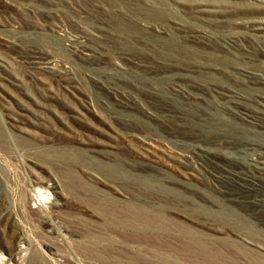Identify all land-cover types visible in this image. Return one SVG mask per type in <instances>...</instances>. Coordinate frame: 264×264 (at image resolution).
<instances>
[{"label": "rangeland", "instance_id": "1", "mask_svg": "<svg viewBox=\"0 0 264 264\" xmlns=\"http://www.w3.org/2000/svg\"><path fill=\"white\" fill-rule=\"evenodd\" d=\"M263 74L264 0H0V264H264L252 250L217 260L185 250L240 239L216 217L264 235V204L247 197L264 184L252 191L224 179L216 188L180 175L177 158L252 169L259 150L245 145L264 148V110L255 127L210 87L260 109ZM177 84L207 98L175 94ZM132 212L168 230H145Z\"/></svg>", "mask_w": 264, "mask_h": 264}, {"label": "bare ground", "instance_id": "2", "mask_svg": "<svg viewBox=\"0 0 264 264\" xmlns=\"http://www.w3.org/2000/svg\"><path fill=\"white\" fill-rule=\"evenodd\" d=\"M181 28V27H180ZM187 34V33H186ZM80 35H82V34H79V36ZM188 35V34H187ZM189 38V37H188ZM76 39V38H75ZM77 39H79V38H77ZM81 40H82V38H81ZM190 40V39H189ZM77 41V40H76ZM233 41V40H232ZM231 41V42H232ZM235 41V40H234ZM82 42V41H81ZM237 43V42H236ZM84 48V47H83ZM84 50V49H83ZM187 58V57H186ZM180 60H181V58H180ZM176 62H179V61H176ZM198 63V62H197ZM203 64V63H202ZM205 64V63H204ZM200 65V64H199ZM209 65V64H208ZM50 66V65H49ZM204 66V65H203ZM203 66H201V67H203ZM41 67V66H40ZM148 67V66H147ZM182 67V66H181ZM209 67V66H208ZM43 68H44V66H43ZM199 68H200V66H199ZM216 68V67H215ZM214 68V69H215ZM239 68H241V67H239ZM190 69V68H189ZM218 69V68H217ZM49 70V69H48ZM51 70H52V68H51ZM168 70V69H167ZM192 70H193V67H192ZM204 70V69H203ZM200 71V70H199ZM202 71V70H201ZM240 72H241V70H240ZM254 72H253V70H252V72L251 71H249V69L247 70V69H244V71H243V74H245V75H247V76H249V75H251V74H253ZM258 73V72H257ZM242 74V73H241ZM255 74V73H254ZM244 75V76H245ZM264 75V74H263ZM262 75V76H263ZM180 76V75H179ZM256 76V75H255ZM260 76V75H259ZM258 77H256V79H257ZM260 78V77H259ZM263 78H264V76H263ZM254 79V78H253ZM177 80H178V78H177ZM184 80L185 79H183L182 81L184 82ZM255 80V79H254ZM187 81V80H186ZM257 81V80H256ZM259 81V80H258ZM178 82V81H177ZM180 83H181V81H179ZM212 82V81H211ZM215 82V81H214ZM172 83V82H171ZM174 83V82H173ZM175 84V83H174ZM185 84V83H184ZM183 84V85H184ZM197 84V83H196ZM216 84V83H215ZM172 85V84H171ZM190 85V84H189ZM189 85L187 86V89L186 88H184V87H182L181 85L179 86V84H177V85H174V86H172L171 87V91L174 93L175 92V94L176 93H182L183 95L185 94V96H187V98H189L190 100L192 99V101H196V102H200V101H204L203 99H205V98H207V96L205 97V98H203V93L201 94V88H200V92L198 91V90H196L197 92H194V90H191L190 88H189ZM202 85V84H201ZM217 85H221V83L219 84V83H217ZM168 86V85H167ZM186 86V85H185ZM192 86V85H191ZM195 86V85H194ZM214 86V87H213ZM193 87V86H192ZM223 87V85H221L219 88L221 89H218L217 88V86H215V85H212L210 88H213L214 89V91L216 90L217 92H219L221 95H223L222 97L223 98H226V99H228L230 102V105L229 106H226L225 104V106L226 107H228L229 108V110L232 112V114L233 113H239L238 114V116L241 114V116H243V117H246L245 118V120L246 119H248L253 125H255V127H257V126H259V127H261L260 126V120L262 119V110H264L263 108H262V105L260 106V109H258L257 107V109H252V108H250L251 106H246V104H244V101H243V103L240 101L241 99L240 98H242L240 95H239V93L237 94H235V92H237V91H235L234 93H233V91H231V90H228V88L227 89H225L224 87ZM225 87H226V85H225ZM193 89V88H192ZM196 89V88H195ZM198 89H199V87H198ZM203 89H204V87H203ZM223 89V90H222ZM235 90V89H234ZM212 92H213V90H212ZM211 92V93H212ZM200 93V94H199ZM214 93V92H213ZM115 94V93H114ZM205 94H207V93H205ZM242 94V93H241ZM209 95V94H208ZM255 95V94H254ZM115 96V95H114ZM184 96V97H185ZM214 96V95H213ZM243 97H244V95H242ZM247 96V95H246ZM246 96H245V98H246ZM255 96H257V95H255ZM251 97V98H256V97ZM264 96V95H263ZM263 96H261V97H263ZM176 97V96H175ZM258 97V96H257ZM135 98V97H134ZM250 98V99H251ZM118 99H120V98H118ZM222 99V98H221ZM248 99V98H247ZM260 99H262V100H259V102L260 101H263V103H264V98H260ZM188 100V99H187ZM227 100V101H228ZM254 100V99H253ZM207 101H209V98H208V100ZM206 101V102H207ZM226 101V100H225ZM226 101V102H227ZM206 102H204V103H206ZM250 102H252V101H250ZM201 103V102H200ZM245 103H247V102H245ZM253 103V102H252ZM188 104V103H187ZM197 104V103H196ZM220 104V103H219ZM222 104V103H221ZM256 104V103H255ZM254 104V105H255ZM261 104V103H260ZM228 105V104H227ZM247 105H248V103H247ZM249 105H250V103H249ZM189 106V105H188ZM199 106V105H198ZM197 105H196V107H198ZM206 106V105H205ZM208 106H210V105H208ZM215 106V105H214ZM213 106V107H214ZM217 106V105H216ZM220 105H218L216 108H218ZM257 106V105H256ZM264 106V105H263ZM195 107V106H194ZM204 107V106H203ZM203 107H201V108H203ZM208 108V107H207ZM207 108H205L204 107V109H207ZM215 108V107H214ZM227 108V109H228ZM156 109V108H155ZM196 109V108H195ZM208 109H210V108H208ZM219 109V108H218ZM221 109V108H220ZM226 109V108H225ZM193 110V109H192ZM223 110H224V108H223ZM222 109H221V111H223ZM174 111H175V109H174ZM196 111V110H195ZM199 111V110H198ZM202 111H204V110H202ZM208 111V110H207ZM219 111V110H218ZM206 112V111H205ZM223 112H226V111H223ZM182 113V112H181ZM195 113V112H194ZM207 113V112H206ZM205 113V114H206ZM222 113V112H221ZM227 113V112H226ZM213 114V113H212ZM227 114H229V113H227ZM231 114V115H232ZM264 114V113H263ZM203 115V114H202ZM226 115V114H225ZM230 115V117H226L228 120L232 117V116H235V115H232L231 116ZM198 116V115H197ZM264 116V115H263ZM236 117V116H235ZM235 117H232V118H235ZM209 118L210 119H212V121H213V117L211 118V115H209V113L206 115V116H204V117H202V119L205 121V122H208V121H210L209 120ZM231 118V119H232ZM239 118H240V116H239ZM242 118V117H241ZM225 119V118H224ZM242 119H244V118H242ZM216 120V119H215ZM220 120V119H219ZM237 120V119H236ZM240 120V119H239ZM238 120V121H239ZM193 121V120H192ZM211 121V122H212ZM221 121H222V119H221ZM261 121H263V120H261ZM248 122V121H247ZM250 122H248V123H250ZM264 122V121H263ZM199 123V122H198ZM250 123V124H251ZM256 124H257V126H256ZM263 124V123H262ZM251 126V125H250ZM252 127V126H251ZM263 127V126H262ZM211 129V128H210ZM213 129V128H212ZM251 129V128H250ZM258 129V128H257ZM261 129V128H260ZM196 130V129H195ZM254 130V129H253ZM223 131V130H222ZM259 131V130H258ZM257 131V132H258ZM261 131V130H260ZM264 131V130H263ZM178 132V131H177ZM208 132V131H207ZM210 132V131H209ZM214 132V131H213ZM216 132H218V131H215L214 133H216ZM225 132V131H224ZM183 133V132H182ZM205 133V132H204ZM219 133H221L220 131H219ZM259 133V132H258ZM194 134V133H193ZM210 134V133H209ZM217 134V133H216ZM215 134V135H216ZM225 134V133H224ZM259 134H262V133H259ZM202 135V134H201ZM200 135V136H201ZM206 135V134H205ZM220 135V134H219ZM264 135V133L262 134V136ZM195 136H197V135H195ZM204 136V135H203ZM203 136L201 137V138H203ZM207 136H208V133H207ZM210 136H212V135H210ZM217 136H218V134H217ZM217 136H215L216 137V139H218L219 141L221 140V136H219L220 138H217ZM223 136V135H222ZM193 137H194V135H193ZM209 137V136H208ZM213 137V136H212ZM183 138H185V137H183ZM191 138V137H190ZM200 137H198L196 140L198 141H205V139L203 140V139H201ZM210 138V137H209ZM229 138V137H228ZM228 138L226 139L227 141H228ZM186 139V138H185ZM191 139H193V138H191ZM211 139V141H212V139L213 138H210ZM215 139V138H214ZM252 139V138H251ZM254 139V138H253ZM184 140V139H183ZM207 140H209L208 138H207ZM257 140V139H256ZM155 141V140H154ZM193 141V140H192ZM215 141H217V140H215ZM219 141L217 142V143H219ZM230 141H232V140H230ZM252 141V140H251ZM149 142V141H148ZM221 142V141H220ZM222 142H223V140H222ZM226 142V141H225ZM229 142V141H228ZM234 142V141H233ZM237 142V141H236ZM235 142V144H238V143H236ZM206 143H207V141H206ZM217 143H216V145H217ZM249 143V142H248ZM251 143V142H250ZM259 143H261L260 141H259ZM147 144V143H146ZM161 144V143H160ZM240 144V143H239ZM242 144H246V143H242ZM263 145H264V143H262ZM153 145V144H152ZM199 145V144H198ZM211 145V144H210ZM218 145H220V144H218ZM223 145H224V142H223ZM251 145V144H250ZM256 145H257V143H256ZM261 145V144H260ZM262 145V146H263ZM185 146V145H184ZM200 147L202 146V144L201 145H199ZM204 146V145H203ZM202 146V147H203ZM212 146V145H211ZM221 146V145H220ZM239 146V145H238ZM241 146V145H240ZM198 147V146H197ZM207 147H208V145H207ZM215 147V146H214ZM230 147H233V146H230ZM235 147V146H234ZM233 147V148H234ZM245 147H248V149L249 148H253L254 150H259V151H257L255 154H256V156H254V157H252L251 159L254 161V163H252V169H249L248 171H246V170H241V169H234V168H230V167H227L228 165H230V164H228L227 166H216V167H221L220 169H209V168H207L208 166H206L205 167V165L203 164V162H196L197 164H199L200 165V167H197V166H195V164L194 165H191V162L189 161V159L190 158H187L188 156H186V154H184L183 152H179V154L177 155V158L180 160V162H181V165H182V169L181 170H179L178 169V172H180V175H182V174H191V175H193V176H196L195 178H198V180H203V177L205 176H207L208 178H210V179H208V178H206V179H208V181L209 180H211L210 182L211 183H213L214 184V186L216 187V188H219L220 186H222V183H223V180L224 179H230V180H233L234 182H237L238 183V185L240 184V186H242L243 188H245V190H258V189H260L261 187L260 186H262L263 184H264V148H257V147H259V146H255V143L253 144V145H251V146H249V145H245ZM206 148V147H205ZM211 148V147H210ZM241 147H239V149H240ZM146 149V148H145ZM155 149V148H154ZM159 149V148H158ZM165 149V148H164ZM172 149V148H171ZM215 149H216V147H215ZM223 149V148H222ZM232 149V148H231ZM244 149H246V148H243V151H244ZM252 149V150H253ZM198 150V149H197ZM213 150V149H212ZM217 150V149H216ZM230 150V149H229ZM195 151V150H194ZM208 151V150H207ZM214 151V150H213ZM228 151V150H227ZM226 151V152H227ZM232 152H233V149L231 150ZM240 151H242V150H240ZM245 151H247V150H245ZM203 152V151H202ZM209 152V151H208ZM220 152V151H219ZM221 152H224V151H222L221 150ZM226 152H225V154H226ZM239 152V151H238ZM250 153H251V151H249ZM196 153H197V151H196ZM204 153V152H203ZM202 153V154H203ZM236 153V152H235ZM240 153V152H239ZM201 154V155H202ZM220 154V153H219ZM228 154H229V152H228ZM227 154V155H228ZM232 154V153H231ZM247 154H248V152H247ZM200 154H198V156H199ZM205 155V154H204ZM208 155V154H207ZM216 155V154H215ZM230 155V154H229ZM242 155V154H241ZM246 155V154H245ZM248 155H250V154H248ZM252 155V154H251ZM171 156V155H170ZM195 156V155H194ZM206 156V155H205ZM212 156H214V155H212ZM211 156V157H212ZM217 156V155H216ZM215 156V157H216ZM219 156V155H218ZM232 156V155H231ZM243 156V155H242ZM253 156V155H252ZM201 157V156H200ZM220 157V156H219ZM228 157V156H227ZM196 158V157H195ZM199 158V157H198ZM198 158H197V160H198ZM203 158V157H202ZM201 158V160L203 161V159H205V158H203L202 159ZM214 158V157H213ZM228 159V158H227ZM230 159H231V157H230ZM229 159V160H230ZM237 159V158H236ZM248 159V158H247ZM246 159V160H247ZM212 160V158H210V160H209V162ZM219 160V159H218ZM220 160H221V157H220ZM222 160H223V158H222ZM215 161V160H214ZM226 161V160H225ZM228 161V160H227ZM232 161H233V159H232ZM159 162V161H158ZM216 162H218V161H216ZM215 162V163H216ZM238 162V161H237ZM237 162H235V163H237ZM211 163V162H210ZM228 163H229V161H228ZM243 163H245V162H243ZM248 163H249V161H248ZM212 164V163H211ZM220 164H222V163H220ZM224 164H227V162L226 163H224ZM239 164H241V165H243L242 163H239ZM249 164H251V163H249ZM210 165V164H209ZM239 166V165H238ZM248 166H250V165H248ZM203 167V168H202ZM240 168V167H239ZM248 168V167H247ZM250 168V167H249ZM190 169H192V171H190ZM244 169H245V167H244ZM196 171V172H195ZM182 173V174H181ZM187 177L189 178V176L187 175ZM205 179V180H206ZM195 180H197V179H195ZM205 180H203V181H205ZM229 181V180H228ZM198 182V181H197ZM209 182V183H210ZM227 182V181H226ZM206 183V182H205ZM229 183V182H228ZM228 183H226V184H228ZM231 183V182H230ZM198 184H200V183H198ZM225 184V183H224ZM235 184V183H234ZM207 185H209V184H207ZM207 185H205L206 187H207ZM237 185V186H238ZM167 186V185H166ZM213 186V185H212ZM234 186V185H233ZM236 186V185H235ZM239 186V187H240ZM184 187V186H183ZM198 187V186H197ZM199 187H200V185H199ZM215 188V189H216ZM215 189H213V190H215ZM221 189V188H220ZM227 189V188H226ZM232 189V188H231ZM235 189V188H234ZM240 189V188H239ZM222 190V189H221ZM243 190V189H242ZM211 191H212V189H211ZM232 191V190H231ZM239 191H241V190H239ZM238 191V192H239ZM52 192V191H51ZM233 192V191H232ZM232 192H230V193H232ZM248 192H251V191H248ZM256 192V191H255ZM259 192V191H258ZM217 193V192H216ZM224 193H226V192H224ZM229 193V194H230ZM246 193H247V191H246ZM253 194H251V195H249V196H247L248 198H250L251 200L250 201H253V202H256V201H261L260 203H262V204H264V191H263V189H262V191H261V193L259 192V193H254V192H252ZM228 194V193H227ZM242 194V193H241ZM250 194V193H249ZM225 195V194H224ZM231 195H233V193L231 194ZM219 196H220V194H219ZM226 196V195H225ZM224 196V197H225ZM236 196H237V194H236ZM242 196V195H241ZM43 199H46V198H49L50 197V193H48V194H42V196H41ZM234 197V196H233ZM246 197V196H245ZM40 198V197H39ZM223 198V197H222ZM231 198V197H230ZM235 198V197H234ZM41 199V198H40ZM220 200H221V198H219ZM226 199H228V197L226 198ZM238 199V198H237ZM246 199V198H245ZM219 200V201H220ZM226 201V200H225ZM224 201V202H225ZM222 202H223V200H222ZM231 202H233V201H231ZM219 203V202H218ZM234 203H236V202H234ZM225 204H227V203H225ZM237 204V203H236ZM240 204H241V201H240ZM201 205V204H200ZM207 205V204H206ZM209 205V204H208ZM216 205V204H215ZM234 204H232V206H233ZM246 205V204H245ZM259 205V204H258ZM211 206V205H210ZM235 206H237V205H235ZM212 207V206H211ZM218 207V206H217ZM230 207H231V204H230ZM234 207V206H233ZM232 207V208H233ZM246 207V206H245ZM214 208V207H213ZM254 208V207H253ZM214 209H217V208H214ZM241 209H243V208H241ZM256 209H258L257 207H256ZM261 209V206H260V208H259V210ZM205 210H206V207H205ZM211 210V209H210ZM245 210V209H244ZM253 210V209H252ZM251 210V211H252ZM203 211H204V209H203ZM247 211V210H246ZM224 212V211H223ZM237 213H238V210L236 211ZM248 212V211H247ZM254 212V211H253ZM252 212V213H253ZM261 212V210L258 212V214ZM263 212H264V210L262 211V214H263ZM205 213V212H204ZM207 213V212H206ZM209 213H210V211H209ZM209 213H208V216H209ZM212 214H213V212H211ZM239 213H240V211H239ZM238 213V214H239ZM241 213H243V212H241ZM256 213H257V211H256ZM255 213V214H256ZM216 214V213H215ZM254 214V213H253ZM132 217H133V222L135 223V224H139L142 228H144L145 230H151V231H156V233H160V232H165L166 230H168V225H166V224H164V223H162V222H155L152 218H150L147 214H140V215H137V214H135V213H131L130 214ZM228 215V214H227ZM245 215V214H244ZM244 215H242V216H244ZM247 215V214H246ZM248 215H252V214H248ZM264 215V214H263ZM213 216H214V214H213ZM212 216V217H213ZM217 216V215H216ZM215 216V217H216ZM241 216V215H240ZM240 216L238 217V218H240ZM256 216V215H255ZM254 216V217H255ZM260 216H261V213H260ZM257 217V216H256ZM229 218V217H228ZM230 218H231V216H230ZM242 219H243V217H241ZM244 218H245V216H244ZM251 218V217H250ZM209 219H211V217L209 218ZM213 219H215V220H219L221 223H225V226L227 225V224H229V225H231L230 227L231 228H234V229H232V230H238L237 232H240V234H246V235H244L245 236V239H246V237L248 236L250 239H252V245H250V246H253V244L254 245H256L257 247H261L262 246V248L264 249V235L261 233V232H259V231H257V230H255L256 229V227H254V228H252L251 227V225H253L252 223H250V224H241V223H239L238 221H236V219L235 220H230V219H224V218H218V217H216V218H213ZM251 220H252V218H251ZM211 221V220H210ZM243 222V221H242ZM250 225V226H249ZM228 226V225H227ZM254 226V225H253ZM223 227V226H222ZM229 227V226H228ZM186 228V227H185ZM227 229V228H226ZM230 229V228H229ZM185 230H188L187 232H188V234H190L189 235V237L190 238H194V237H197V239H198V236L201 234L198 230H195V229H190V228H188V229H185ZM231 232H233V231H231ZM225 233V232H224ZM234 233V232H233ZM239 234V233H238ZM238 235V236H240V239H238L237 237H231L229 234L228 235H226V237H224V239H226L227 241H229V243L231 244H227V246L228 245H230V247L228 246V247H226V246H224L223 248H215V249H210L209 247H211L212 245H209V247L207 246L208 245V243L206 244V246H205V243H201V242H195V244L197 245V244H204L203 246H200V244L198 245V246H200V247H196L197 249L194 251V249H195V246H194V249H193V247L191 246V245H193L192 243H191V241H189V244H188V249L189 248H191L192 247V249L191 250H187V249H185L187 252L188 251H193V252H198V254L200 253V254H205L206 255V257H207V255H210V257H213V256H215L214 258L217 260L218 258H216V257H223L224 258V256L226 255V257H228L227 255H236V256H240V255H244V254H247V252H251V251H249V250H252V251H254V253H260V254H263L264 255V251H262V250H260V248L258 249L257 247H246L245 245H244V242L242 241V235ZM202 235V234H201ZM262 235V236H261ZM243 236V237H244ZM200 237V236H199ZM189 238V240H191ZM195 239V238H194ZM196 239V240H197ZM200 240H201V238H199ZM203 240H204V238H202ZM245 239H243V240H245ZM206 240V239H205ZM226 240H224V241H226ZM217 241V240H216ZM219 241V240H218ZM217 241V242H218ZM223 241V240H222ZM226 241V242H227ZM249 241H251V240H249ZM254 241V242H253ZM8 242H10V241H8ZM193 242V243H194ZM216 242V243H217ZM258 244H257V243ZM259 242H261V244L262 245H260L259 244ZM191 243V244H190ZM220 243V242H219ZM228 243V242H227ZM189 245L191 246V247H189ZM215 245V244H214ZM217 245H221V244H217ZM217 245H215V246H217ZM146 248V247H145ZM154 248V249H153ZM159 247L157 246V245H155L154 247H152V250H154V251H160V249H158ZM187 248V247H186ZM250 248V249H249ZM261 248V249H262ZM147 249L148 248H146V251H147ZM142 250H145V249H143L142 248ZM143 252H145V251H143ZM147 252H151V251H147ZM151 253H153V252H151ZM191 254H193V253H191ZM195 254V253H194ZM193 254V255H194ZM100 255V254H99ZM196 255V254H195ZM204 255V256H205ZM229 255V256H230ZM248 256H250L251 255V253L250 254H247ZM253 255H255V254H253ZM258 255V254H257ZM198 256H200V255H198ZM202 256V255H201ZM103 257V256H102ZM232 256H230V257H228V259L229 258H231ZM242 257V256H241ZM104 259H105V257H103ZM102 258V259H103ZM213 258V259H214ZM222 258V259H223ZM233 258V257H232ZM253 258V257H252ZM103 259V260H104ZM263 259V258H262ZM210 260H212V259H210ZM225 260L227 261V259L225 258ZM106 261V260H105ZM110 261V260H109ZM213 261V260H212ZM223 260H217V262L216 261H213V263L215 262V264L217 263V264H220V262H222ZM107 262V261H106ZM229 262V261H228ZM262 262V261H261ZM107 263H110V262H107ZM233 263H234V260H233ZM260 263V262H259ZM226 264V263H225ZM228 264V263H227ZM236 264H237V262H236Z\"/></svg>", "mask_w": 264, "mask_h": 264}]
</instances>
